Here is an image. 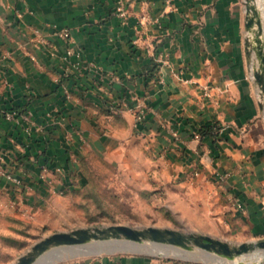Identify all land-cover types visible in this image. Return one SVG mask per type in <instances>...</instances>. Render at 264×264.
Masks as SVG:
<instances>
[{"label": "crops", "instance_id": "crops-1", "mask_svg": "<svg viewBox=\"0 0 264 264\" xmlns=\"http://www.w3.org/2000/svg\"><path fill=\"white\" fill-rule=\"evenodd\" d=\"M243 3L130 0L122 20L114 0H0V189L37 206L59 201L78 156L124 138L141 155L151 148L158 160L214 173L259 238L264 91L252 76ZM13 110L29 119L1 114ZM205 126L220 135L203 136ZM74 264L150 262L105 255Z\"/></svg>", "mask_w": 264, "mask_h": 264}, {"label": "rangeland", "instance_id": "rangeland-1", "mask_svg": "<svg viewBox=\"0 0 264 264\" xmlns=\"http://www.w3.org/2000/svg\"><path fill=\"white\" fill-rule=\"evenodd\" d=\"M249 35L253 37V33ZM260 37L264 44L263 27ZM248 40L253 54L256 44L253 38ZM261 115L264 117V113ZM111 140L113 145L108 144L107 149L78 156L66 184L70 188L60 193L59 201L37 206L0 189V264H16L36 243L54 233L113 225L176 230L208 236L232 247L264 240V232L259 238L253 237L244 215L233 207L214 173L158 160L151 148L141 155L135 142L124 148V138ZM104 256L63 257L52 264H74ZM136 256L150 264H206L173 256ZM248 256L242 261L264 264V259L250 261Z\"/></svg>", "mask_w": 264, "mask_h": 264}, {"label": "water", "instance_id": "water-1", "mask_svg": "<svg viewBox=\"0 0 264 264\" xmlns=\"http://www.w3.org/2000/svg\"><path fill=\"white\" fill-rule=\"evenodd\" d=\"M250 1H245V27L253 32L252 38L256 44L254 53L258 59V65L252 75L261 91H264V44L260 37L262 23L256 7ZM250 252L262 255L261 259L256 261L264 259V240L232 247L226 242L208 236H195L176 230L157 227L136 229L125 225H113L54 233L36 243L18 259L16 264H52L63 257L83 258L115 254L173 256L206 264L212 262L252 264L242 261Z\"/></svg>", "mask_w": 264, "mask_h": 264}, {"label": "built area", "instance_id": "built-area-1", "mask_svg": "<svg viewBox=\"0 0 264 264\" xmlns=\"http://www.w3.org/2000/svg\"><path fill=\"white\" fill-rule=\"evenodd\" d=\"M129 2L130 0H114V7H115L114 11L116 15L122 20L127 18L129 14V9H128ZM57 35L63 40H68L70 38V31L67 28H62L57 32ZM3 113H4L5 119L10 120V121H14V120L17 121L20 119L27 121L29 119V115L27 113H21L17 110L4 111ZM141 117H142V109H139L138 114H137V119H140ZM30 130L31 128L28 126L25 131L30 132ZM5 176L8 181H10L16 186H19L22 183L21 179H19L16 176H12L9 173L8 174L6 173Z\"/></svg>", "mask_w": 264, "mask_h": 264}, {"label": "bare ground", "instance_id": "bare-ground-1", "mask_svg": "<svg viewBox=\"0 0 264 264\" xmlns=\"http://www.w3.org/2000/svg\"><path fill=\"white\" fill-rule=\"evenodd\" d=\"M254 1H255L256 6L252 3L251 4L257 7L256 10L258 11L259 17H261L260 20H262V23H264V0H254ZM261 256H262L261 254L259 255L249 254L247 259H249L250 261H253V260L261 259Z\"/></svg>", "mask_w": 264, "mask_h": 264}, {"label": "trees", "instance_id": "trees-1", "mask_svg": "<svg viewBox=\"0 0 264 264\" xmlns=\"http://www.w3.org/2000/svg\"><path fill=\"white\" fill-rule=\"evenodd\" d=\"M2 116L4 117V113H1ZM5 118V117H4ZM200 133H202L203 136H210L211 138H216L220 135V127L214 126V127H208L205 126L200 129Z\"/></svg>", "mask_w": 264, "mask_h": 264}]
</instances>
